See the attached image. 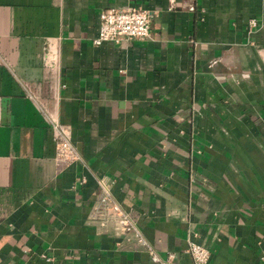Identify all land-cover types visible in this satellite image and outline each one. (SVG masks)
<instances>
[{"label": "crops", "instance_id": "0c3cea01", "mask_svg": "<svg viewBox=\"0 0 264 264\" xmlns=\"http://www.w3.org/2000/svg\"><path fill=\"white\" fill-rule=\"evenodd\" d=\"M107 8L148 35L92 44ZM101 185L161 257L264 264V0H0V264H154Z\"/></svg>", "mask_w": 264, "mask_h": 264}, {"label": "built area", "instance_id": "2783aa9c", "mask_svg": "<svg viewBox=\"0 0 264 264\" xmlns=\"http://www.w3.org/2000/svg\"><path fill=\"white\" fill-rule=\"evenodd\" d=\"M150 18L151 13L142 9H104L98 14L97 32L91 43L94 45H99L102 42L116 43L121 38L143 39L148 35ZM249 23L251 26L255 24L253 20H250ZM50 128L53 142V159L56 163L67 164L76 160L78 155L70 142L68 127L51 119ZM101 188L102 192L96 198L94 205V217L100 224L113 221L123 232L132 233L136 242L144 248L152 263L178 264L173 261L171 253L161 257L152 249L137 229L130 212L114 201L103 185H101ZM185 251L189 254L192 264L208 263V250L195 241L187 240ZM42 257L48 260L44 255Z\"/></svg>", "mask_w": 264, "mask_h": 264}]
</instances>
